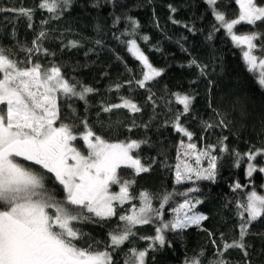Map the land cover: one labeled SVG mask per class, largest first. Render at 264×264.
Instances as JSON below:
<instances>
[{
	"label": "snow or ice",
	"instance_id": "1",
	"mask_svg": "<svg viewBox=\"0 0 264 264\" xmlns=\"http://www.w3.org/2000/svg\"><path fill=\"white\" fill-rule=\"evenodd\" d=\"M203 2L214 18L207 39L211 40L215 32L223 29L233 46L241 50L246 70L256 77L257 83L264 89V0H230L235 5L231 16L220 9L219 0ZM71 5L72 0H39L36 8L0 7V12L26 18L27 26L31 29L34 27L32 21L36 9L49 14L47 19L41 21L42 25H47L50 20H59ZM106 5L113 9L125 7L118 0H93L91 6L101 8ZM167 8L170 12L168 19L173 24L196 32L194 25L174 18L172 14L178 11L176 6L169 3ZM110 15L113 27L122 21L125 23V30L119 35L114 34V38L139 62L140 75L139 78L133 75L123 84L114 83L108 91L119 93L125 85L130 92L133 85L144 89L148 93L146 101L155 111L157 101L152 85L165 70L156 67L138 43V39L144 42L150 39L147 35H139V21L127 11L121 15L114 12ZM241 25L251 28L240 32L237 26ZM48 36L49 33L42 27L32 40L31 47L22 46L27 55L26 61L12 58L9 50L0 46V264H116L114 254L122 251L126 243H131L138 236V226L143 225L154 226L155 234L139 236L140 240L148 242L147 247L128 248L123 264H146L150 252L171 246L166 232L179 233L191 227L207 232L211 240L214 258L208 260L207 264H231L225 258L230 250H239L244 257L242 264H250L251 245L246 238L253 234L251 229L257 221L264 222V194L253 187L236 200L235 227L238 236L228 239L226 233L220 232L219 243L214 238L216 233L203 227V222L209 217L197 209L204 202L199 195H194L201 193L198 186L185 191L166 192L160 198L159 207L154 206L156 197L150 192L142 190L134 194L132 186L136 183L135 177L150 172L156 163L155 157L151 163H145V158L140 155L142 145H148L150 141L106 139L94 129L86 115L83 118L77 116L71 103H68V108L72 122H65L66 117L61 111L62 100L67 102L75 98L87 105L88 96L98 90L79 81L70 82L64 76L62 66L57 63L43 64L35 59L38 55H54L43 46ZM61 43L67 49L82 47L80 41L75 39ZM94 43L101 46L103 41L96 39ZM180 46L187 51L183 44ZM155 50L160 51L159 48ZM187 66L195 67L200 76H207V65L195 58ZM128 71L132 72V69ZM212 83L209 80V85ZM169 96L170 99L165 102L168 110L172 111L173 103L181 108L175 110L173 117L165 124L187 138V142L181 139L176 146L175 184H196L198 181L215 183L221 158L229 152L224 143L227 137H221L217 144L198 148L193 142L194 133L183 120L192 113L195 94L171 92ZM118 100L117 103H101L100 111L111 113L124 109L133 117L143 111L131 96L120 95ZM217 116L218 124L201 121L203 131L217 126L227 127L225 118L219 112ZM140 126L147 129L149 124L141 121L138 125L133 118L128 131ZM80 127L82 131H78ZM76 141H83L84 150L74 143ZM217 152L221 155H217ZM231 154L234 167L239 168L246 163L244 174L249 181L248 184L234 182L231 186L233 192L252 185L254 173L264 175V163L260 162L264 159V146H253L244 153L233 149ZM202 161L207 162L206 166L202 165ZM123 170H131L132 178H124L121 175ZM49 182L53 187L48 186ZM56 186L62 191L61 198L57 197ZM113 186L118 191H113ZM260 187L264 188V184ZM176 197L181 198L179 202ZM126 204L131 207L125 209ZM165 205H169L167 211L170 218L167 219ZM113 218H118V223L107 233L108 239L103 248L99 247L101 242L95 240L81 246L80 241L86 234L77 225L87 222L103 226ZM204 255L201 249L192 256H186L184 264H204Z\"/></svg>",
	"mask_w": 264,
	"mask_h": 264
},
{
	"label": "trees",
	"instance_id": "2",
	"mask_svg": "<svg viewBox=\"0 0 264 264\" xmlns=\"http://www.w3.org/2000/svg\"><path fill=\"white\" fill-rule=\"evenodd\" d=\"M38 2L39 0H0V7L36 8ZM92 3L93 0H72V5L61 18L50 20L47 25H42L41 21L47 19L49 14L36 9L32 21L34 27L31 29L27 26L26 18H17L13 13L0 12V46L9 50L12 58L26 61L27 55L23 47H31L32 40L43 27L49 33L48 38L43 41V46L54 55H38L35 59L43 64L57 63L62 66L63 74L70 82L79 81L98 90L88 96L87 105L75 98L67 102L62 100L61 111L66 117L65 122H72L68 108V103H71L76 109L77 116L83 118L86 115L94 129L106 139L111 141L126 138L148 139L150 144L142 145L140 155L145 158V163H151L153 157L156 158V163L152 165L150 172L135 177L133 193L138 194L142 190L150 192L156 197L153 201L154 206L159 207L160 198L166 192L185 191L189 187L198 186L201 193L194 195H199L204 202L198 205L197 209L209 217L203 222V227L216 233L214 238L217 243L220 240V232L226 233L228 239L236 238L238 236V229L235 227L236 200L253 187L258 193L264 194V188L260 187L264 184V175L259 173H254L253 184L248 188L233 192L231 187L237 181L242 184L249 183L244 174L246 163L239 168L234 167L231 150L244 153L253 146H264V89L259 86L256 77L246 70L241 50L233 46L223 29L215 32L211 40L207 39L212 31L214 18L203 0H152L151 3L148 0H118V3L125 7L115 9L107 5L93 8ZM169 3L178 9L172 14L174 18L182 23L194 25L195 33L187 31L181 25L173 24L168 19ZM218 6L230 16L235 10V5L230 0H219ZM125 11L139 21V35H147L150 38L148 42L138 39L142 50L156 67L165 70L152 85L157 101L155 111L146 101L148 93L144 89L135 88L133 85V91L130 92L125 85L119 93L108 91L110 85L117 82L123 84L132 79L133 75L136 78L140 75L139 62L134 60L125 46L114 38V34L119 35L125 30V23L122 21L113 27L110 13L121 15ZM237 27L240 32L251 28L244 25ZM182 37L187 39H181ZM69 39L79 40L82 47L63 48L61 41L66 44ZM96 39H102L103 44L95 45ZM181 44L187 51L181 49ZM90 48L93 51L89 52ZM155 48H159L160 51H156ZM86 52L88 55H85ZM193 58L207 65V76H200L195 67L187 66ZM128 69H132V72ZM209 80L213 82L212 85H209ZM193 81L195 83H192ZM171 92L191 93L196 96L192 113L183 120L194 133L193 142L198 148L206 144H217L221 137H227L224 143L228 146L229 152L223 154L221 158L215 183L198 181L196 184L186 182L183 185H176L174 182L176 146L181 139L187 142V138L181 137L165 124V121L173 117L175 110L181 108L180 105L173 103L170 112L165 106ZM120 95L131 96L142 106V113L133 117L124 109L111 113L100 111L101 103H117ZM217 112L225 118L227 127L217 126L207 132L203 131L201 121L218 124ZM133 118L138 125L143 121L149 124V127L145 129L140 126L129 132L128 126L131 125ZM82 130V127L78 128V131ZM74 143L80 148L83 147L81 141ZM216 154L221 155L219 152ZM260 162L264 163V159ZM206 163L202 161L203 166H206ZM121 175L126 179L132 178L131 170H123ZM48 186L53 187L51 182ZM113 191H118V188L113 186ZM56 193L58 198L62 197V191L58 186ZM180 199L176 197L177 202ZM133 203L138 204L139 201ZM129 207L130 204L124 206L125 209ZM168 208L169 205H165L166 219L170 218ZM117 223L118 218H113L103 226L87 222L77 225L86 234L80 241L81 246H87L95 240L100 241L99 247L103 248L108 239L107 233ZM137 231L138 236L133 238L131 243H126L122 251L114 254L116 264H123L128 248L147 247L148 242L140 240L139 236L155 234L152 225L138 226ZM251 232L253 234L246 238L247 243L251 245L248 257L250 264H264V222L257 221ZM165 236L171 246L150 252L146 257V264H184L186 256H192L201 249L205 252L202 257L204 264L214 258V249L205 231L191 227L179 233L166 232ZM225 258L231 261V264H242L244 259L239 250H230Z\"/></svg>",
	"mask_w": 264,
	"mask_h": 264
},
{
	"label": "rangeland",
	"instance_id": "3",
	"mask_svg": "<svg viewBox=\"0 0 264 264\" xmlns=\"http://www.w3.org/2000/svg\"><path fill=\"white\" fill-rule=\"evenodd\" d=\"M81 143L83 144V141H81ZM81 150H84L83 147L81 148Z\"/></svg>",
	"mask_w": 264,
	"mask_h": 264
}]
</instances>
